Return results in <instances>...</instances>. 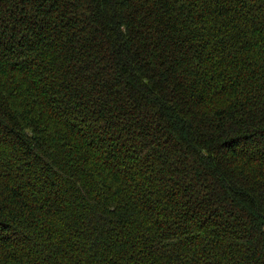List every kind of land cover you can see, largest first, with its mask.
<instances>
[{
  "label": "trees",
  "instance_id": "16d2710c",
  "mask_svg": "<svg viewBox=\"0 0 264 264\" xmlns=\"http://www.w3.org/2000/svg\"><path fill=\"white\" fill-rule=\"evenodd\" d=\"M0 264H264V0H0Z\"/></svg>",
  "mask_w": 264,
  "mask_h": 264
}]
</instances>
